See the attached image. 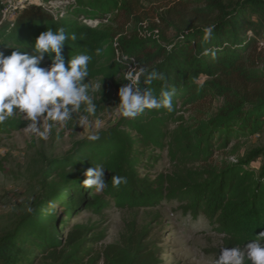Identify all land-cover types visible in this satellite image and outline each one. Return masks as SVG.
Masks as SVG:
<instances>
[{"label":"trees","instance_id":"16d2710c","mask_svg":"<svg viewBox=\"0 0 264 264\" xmlns=\"http://www.w3.org/2000/svg\"><path fill=\"white\" fill-rule=\"evenodd\" d=\"M67 1L56 17L29 6L1 25L0 51L10 55L11 47L31 53L42 32L64 27L77 36L64 46L66 61L87 52L93 56L89 78H101L117 89L129 83V68L133 75L141 66L163 73L164 80L150 85L140 76L137 85L142 91L153 89L157 96L161 89L174 87L173 110H145L135 119H122L96 134L99 140L75 143L65 157L47 161L31 211L0 237V264H160L162 250L150 239V228L138 229L134 221L127 224L119 244L101 251L95 247L105 233L94 234L88 225H73L63 235L80 212L102 214L111 205L139 211L177 202L183 214L193 219L203 215L212 223L223 237L222 247L243 248L264 232V148L235 162L212 164L214 156L232 144L264 133V48L259 46L264 42V0H174L173 7L158 15L159 22L146 28L141 0ZM85 20L101 24L92 28ZM208 26L213 32L205 40ZM97 48L103 49L99 56ZM49 64L46 56L41 66ZM212 100L222 102L209 119L188 126L177 117L182 108ZM172 124L176 127L169 130ZM26 125L6 121L0 124V135ZM166 149L174 171L151 180L147 173L158 160L151 153ZM101 163L108 183L96 195L83 182L85 172ZM112 175L127 182L113 186ZM220 248L209 252L217 258Z\"/></svg>","mask_w":264,"mask_h":264},{"label":"rangeland","instance_id":"374dc122","mask_svg":"<svg viewBox=\"0 0 264 264\" xmlns=\"http://www.w3.org/2000/svg\"><path fill=\"white\" fill-rule=\"evenodd\" d=\"M232 2L234 0H228ZM174 0H141L143 13L147 14L143 28L151 22L158 23V15L166 9L174 6ZM8 22L3 21L0 7V26ZM107 23V22H105ZM171 36V33H169ZM129 68L128 71H132ZM128 71L125 75L128 74ZM92 85H99L94 92H90L96 104L95 115L89 116V125L78 126L79 113L76 119L69 121L66 127L53 129L48 141H42L35 136L25 135L22 130L0 135V237L11 231L18 218L27 212L39 193L41 171L49 160L63 158L68 155L75 143L89 140L88 137L107 131L115 127L124 118L120 115L119 89L108 87L101 78L91 79ZM88 79L85 83H88ZM221 100L206 102L201 107L182 108L177 117H183L188 126L194 125L205 119H209L221 106ZM180 109V106H177ZM82 111V110H81ZM75 118V114L74 117ZM24 121L22 116H14L7 121ZM99 121V125H96ZM6 122V121H5ZM196 126V125H195ZM194 126V127H195ZM170 125L169 130L175 129ZM232 144L222 153H217L213 165H221L223 161L235 162L245 158L248 152L258 148H264V133L242 140L237 146ZM235 147V155L230 154ZM158 158L156 164H151L153 169L147 174L154 180L159 174H172L174 164L170 160L168 150L152 151ZM146 163V162H145ZM261 161L254 164L259 168ZM144 176V171L141 170ZM96 193V195H101ZM90 192L84 196L89 199ZM135 222L138 229L148 226L150 239L161 248L160 264H215L216 257L210 250L222 247L223 237L215 231V226L203 215L193 219L191 215L183 214L177 202H162L155 208L133 211L120 209L111 205L102 214H94L82 211L69 221L65 226L66 235L68 229L76 224L88 225L94 228V234L105 233V239L96 251H101L108 245L121 242V237L126 232L127 224Z\"/></svg>","mask_w":264,"mask_h":264},{"label":"clouds","instance_id":"9594fccd","mask_svg":"<svg viewBox=\"0 0 264 264\" xmlns=\"http://www.w3.org/2000/svg\"><path fill=\"white\" fill-rule=\"evenodd\" d=\"M93 23V21H89ZM213 27L204 29V39H210ZM75 42V33H67L64 27L48 28L35 40L31 53L14 49L10 55L0 51V124L14 116H22L27 125L22 132L35 136L39 140L48 141L52 131L57 126L66 127L69 121L76 119L79 113L78 126L89 125V116L95 115L97 108L90 92L99 85H92L89 79V64L93 56L80 52L66 61L63 49L67 41ZM103 49L97 48L95 55L99 56ZM205 55L208 54L206 49ZM50 60L47 67L41 65L45 58ZM143 76L145 85L154 80H164L163 73L148 71L144 66L139 67L133 75L129 72L127 85L120 87L117 105L119 113L124 118L135 119L145 110H173L172 99L176 89H161L159 96L153 89L147 87L143 91L137 85L139 77ZM88 79V83L85 80ZM82 110V111H81ZM75 114V118L74 117ZM99 125V121H96ZM91 141L100 139L93 134L88 137ZM104 165L97 164L85 172L83 186L101 193L107 187ZM113 186L126 183V177L112 175ZM31 211V209H29ZM243 245L221 247L215 264H264V232L255 235Z\"/></svg>","mask_w":264,"mask_h":264},{"label":"built area","instance_id":"2783aa9c","mask_svg":"<svg viewBox=\"0 0 264 264\" xmlns=\"http://www.w3.org/2000/svg\"><path fill=\"white\" fill-rule=\"evenodd\" d=\"M67 4V0H0L2 19L8 22L14 21L17 16L29 6L41 7L43 10L56 17L59 10ZM89 21H93V23L90 24ZM83 23L92 28H96L101 24L99 20H85ZM259 46L260 48H264V42L260 43Z\"/></svg>","mask_w":264,"mask_h":264}]
</instances>
